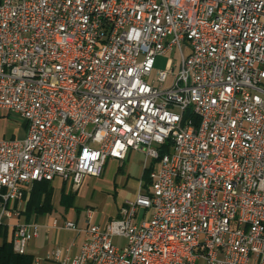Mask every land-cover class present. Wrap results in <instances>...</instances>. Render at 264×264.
Masks as SVG:
<instances>
[{
	"label": "built area",
	"instance_id": "built-area-1",
	"mask_svg": "<svg viewBox=\"0 0 264 264\" xmlns=\"http://www.w3.org/2000/svg\"><path fill=\"white\" fill-rule=\"evenodd\" d=\"M0 112L27 124L0 139V221L35 183L153 165L120 217L66 223L84 236L60 264H264V0H0ZM36 234L17 223L14 251Z\"/></svg>",
	"mask_w": 264,
	"mask_h": 264
},
{
	"label": "crops",
	"instance_id": "crops-1",
	"mask_svg": "<svg viewBox=\"0 0 264 264\" xmlns=\"http://www.w3.org/2000/svg\"><path fill=\"white\" fill-rule=\"evenodd\" d=\"M2 122L3 120L0 121V126ZM26 132L27 124L23 129L19 130L18 134H14L11 139H24ZM3 136L5 134L0 139H5ZM142 153L141 151L131 150L124 161L109 159L105 166L103 177H101L113 186L112 189H115L121 199L126 194L121 189V186L125 182L134 183L138 181V193L139 191L143 192L146 187H148L147 191L149 190V173L151 174L153 165H151V168L147 167L146 159ZM134 173L139 175V177L134 179ZM91 178L87 177L79 189H76L71 184L59 178L53 180L50 182L51 201L45 204V208L40 211H36L35 209L32 211L28 210L34 187V184L30 185L26 188L23 200L15 204V208L19 211L20 216L12 218L6 217L0 221L1 224L9 228L11 238L14 236V227L17 223L35 226L37 234L29 241L27 253L34 257L36 264H60L54 258V252L58 248H62L64 251L69 250L71 258L79 254L84 235L79 234L76 230L68 229L66 227L67 222H74L78 228L84 229L91 224L105 225L112 219L120 217L122 208L129 200L122 202L116 210L114 209L115 211L113 210L104 219L100 218L102 216L96 218V213L92 210L95 209L93 206H87V210L84 212L82 208L84 204L81 207L78 205L79 200H82L86 196L85 187ZM63 195L69 197L73 195V202L70 200L69 205H66V203L63 204ZM140 212H143L142 216ZM147 217L148 212L139 209L136 220L140 222Z\"/></svg>",
	"mask_w": 264,
	"mask_h": 264
},
{
	"label": "rangeland",
	"instance_id": "rangeland-1",
	"mask_svg": "<svg viewBox=\"0 0 264 264\" xmlns=\"http://www.w3.org/2000/svg\"><path fill=\"white\" fill-rule=\"evenodd\" d=\"M184 53L186 56H188L190 54V50L185 48ZM170 61L177 64L176 73H178L180 70L182 57L179 51L173 50L169 53H166L165 55L157 57L154 71L152 75L147 78L148 82L154 83L155 86H159V83L156 80L157 74L159 71L166 70ZM171 82L172 79H169V81L165 84V87H169ZM2 116L4 118L2 119L3 122L0 126V137L5 134V136L3 137L6 140H10L11 138H13L14 134H18L19 130L23 129V127L26 126L24 120L18 116H15L13 114H11L10 116ZM142 154L146 159V155L144 153ZM102 177L91 178V180L85 187L86 196L82 200H79L78 205L81 207V205L84 204V206L82 207L84 212H86L87 206H93L95 209L92 210L96 213V218L102 216L100 218L104 219V217L108 216L109 213H112L114 209L116 210V208L120 206L122 202H125V200L130 201L136 199L138 193V181L134 183L125 182L121 186V189L126 193L125 197L121 199L116 193L115 189H112L113 186L107 181L103 180ZM138 177L139 175H137L136 173L133 174L134 179ZM147 188L148 187H146L143 192H147ZM140 214L142 216L143 212H140ZM114 243L118 247H125L127 244V240L124 237H115Z\"/></svg>",
	"mask_w": 264,
	"mask_h": 264
},
{
	"label": "trees",
	"instance_id": "trees-1",
	"mask_svg": "<svg viewBox=\"0 0 264 264\" xmlns=\"http://www.w3.org/2000/svg\"><path fill=\"white\" fill-rule=\"evenodd\" d=\"M4 117L0 112V121ZM150 173H149V184ZM51 189L50 182H41L35 183L31 195V201L29 203V211L35 209L36 211L43 210L45 204H48L51 201ZM70 200L73 202V195L67 196L63 195L62 203L69 205ZM43 204V205H41ZM72 205V204H71ZM70 205V206H71ZM35 259L32 255L18 254L14 251L13 247V238H11L9 228L6 225L0 223V264H35Z\"/></svg>",
	"mask_w": 264,
	"mask_h": 264
}]
</instances>
